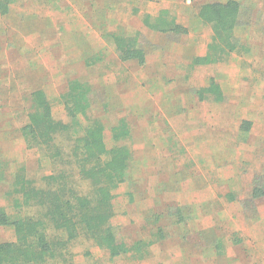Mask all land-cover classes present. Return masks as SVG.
Listing matches in <instances>:
<instances>
[{"label":"rangeland","instance_id":"1","mask_svg":"<svg viewBox=\"0 0 264 264\" xmlns=\"http://www.w3.org/2000/svg\"><path fill=\"white\" fill-rule=\"evenodd\" d=\"M215 2L11 0L0 11V210L36 214L15 207L23 178L43 189L65 172L87 193L71 157L76 138L100 121L110 150L120 121L130 132L119 143L132 160L113 191L112 226L120 242L143 240L154 250L139 261L111 260L80 238L69 264H264V0L238 2L237 51L198 63L214 34L199 10ZM160 21L185 32L151 28ZM123 36L139 38L143 64L122 59ZM73 81L89 90L86 116L69 114ZM212 83L223 101L205 90ZM37 91L69 125L50 148H29L23 134ZM174 190L184 191L179 201ZM15 240L13 227L0 226V243Z\"/></svg>","mask_w":264,"mask_h":264},{"label":"trees","instance_id":"2","mask_svg":"<svg viewBox=\"0 0 264 264\" xmlns=\"http://www.w3.org/2000/svg\"><path fill=\"white\" fill-rule=\"evenodd\" d=\"M10 3L11 0H0L3 14L9 12ZM199 17L212 27L214 34L210 52L205 58L197 60L198 63L220 61L222 56L238 50L236 30L240 24L241 10L237 1L203 5ZM156 25L151 28L162 32L170 28L171 31L185 32L175 21H160ZM116 43L124 61H137L140 64L146 61V53L138 37H118ZM69 90L67 104H72L69 114L74 118L86 116L91 106L87 98L89 90L79 81H73ZM205 90L217 96L215 101H223L224 95L218 85L212 83ZM32 97L34 111L30 114V123L23 129L24 137L29 148H50L57 135L69 130V125L53 118L50 102L44 92H34ZM104 131L102 122H93L82 136L76 138L71 153L80 180L89 184L87 193H81L65 172L49 176L43 189L36 188L31 180L25 181L23 178L20 181L16 192L22 196L15 200V207L19 211L34 209L36 214H18L13 218L0 210V226L13 227L16 236L15 241L0 243V264H69L72 258L71 244L80 238L107 251L111 260L129 254L137 260L147 257L146 249L151 242L139 240L129 246L119 241L112 226L115 216L113 191L127 180L132 160L131 149L119 144L130 137L128 126L120 121L114 127L113 139L117 145L110 150L105 143ZM261 191L258 193L262 194Z\"/></svg>","mask_w":264,"mask_h":264},{"label":"crops","instance_id":"3","mask_svg":"<svg viewBox=\"0 0 264 264\" xmlns=\"http://www.w3.org/2000/svg\"><path fill=\"white\" fill-rule=\"evenodd\" d=\"M218 1H220V3H227V2H229V1H237V2H241L242 0H218ZM263 6H264V5H263ZM263 6H261V7H263ZM199 55L204 56L205 54L201 53V54H199ZM149 164H150L151 167L155 168L154 165H153V163H152L153 166L151 165L150 162H149ZM169 190H170V189H169ZM172 192H174V196H178V198H177L178 201L180 200V199H179V196H184V191H183V190H174V191H172ZM172 192H170V193H172ZM189 201L192 202L190 196H189ZM182 202H183V201H182ZM183 203H185V202H183ZM181 247H182V245H181ZM149 248H150V249H149ZM149 248H148V251H149L148 253L151 254V253L153 252V250H154V247H149ZM183 250H184V249H183ZM169 251H170V250H169ZM93 252H95V250H94ZM164 255H165V256L168 255V252L164 253ZM125 256L132 257L133 260L139 261V260L135 259V258L133 257V255H131V254H129V255H125ZM121 257H122V256H121ZM118 258H119V257H118ZM118 258H115L114 260H116V259H118ZM141 263H143V262H141ZM158 263H163V264H165L164 261H163L162 259H160ZM134 264H135V263H134Z\"/></svg>","mask_w":264,"mask_h":264}]
</instances>
